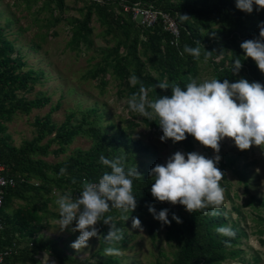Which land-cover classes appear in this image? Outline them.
Returning <instances> with one entry per match:
<instances>
[{"label":"rangeland","instance_id":"1","mask_svg":"<svg viewBox=\"0 0 264 264\" xmlns=\"http://www.w3.org/2000/svg\"><path fill=\"white\" fill-rule=\"evenodd\" d=\"M63 9H58L54 0H0V77L7 80L29 78L27 88L22 90L5 89L0 93V103L3 109L9 108L17 101L31 102L41 98L43 105L34 108L29 113L15 112L11 118L0 119V133L7 137V143L14 148H21L24 142L32 141L39 131V124L49 119L52 129L61 127L71 115L78 119L81 114L90 108H95L99 115L98 124L109 135L123 132L130 140H139L148 151L134 156V166L141 171L150 172L157 164H166L167 159L175 152H188L178 142L171 139L160 140L163 135L158 119L149 120L132 112L129 101L133 95L139 97L146 94L148 100L154 101L149 90L138 93L139 82L136 78V67L145 74L165 82L167 74L159 63L155 52L148 47L163 50L164 42L155 43L150 39L152 33L134 30L130 37L124 32H107V27L100 25L98 17L93 14L90 22L91 32L89 42L74 38L79 22L86 17L91 6L90 0H62ZM150 1V0H148ZM161 4L168 0H153ZM179 4L183 0H169ZM196 5H199L197 3ZM188 21L193 24L205 39L212 32L236 30L237 24H250L248 21L230 24L226 21H212L203 17H196L188 13ZM162 38H164L162 36ZM134 40L137 43L134 45ZM246 41L245 37L237 36L236 42L241 51L242 68L236 74V82L240 78L249 82H258L251 74L255 64L247 58L240 45ZM135 47V53L140 64L128 65L130 58H126L128 46ZM233 46L230 45L225 55L215 58V64L208 61H198L196 73L190 75V82L195 79L198 83L215 79V67H230ZM117 52V53H116ZM6 62L5 67L1 62ZM121 61L123 74L116 72L118 62ZM12 64L15 69L12 70ZM9 69V70H8ZM264 81V73L258 71ZM54 137L46 134L40 143L44 145ZM95 141L88 135H79L67 146L61 147L54 143L46 155H36L33 158L49 165L67 162L76 154L88 152ZM192 151L199 152L207 158H213L216 153L193 140ZM221 159L218 162L226 164V159L235 160V165H226L221 185L224 188L225 199L218 210L227 220V227L235 225L243 234L240 244L234 247L238 254L232 258L216 264H264V146H252L249 150L240 151L234 141L225 138L220 142ZM217 164V165H218ZM235 170V172L233 171ZM245 172L246 180L242 181L238 174ZM47 181L36 180L44 189L41 200L36 204L24 203L16 200L10 204L8 218L15 210L36 229L33 239L37 244L52 246L61 255L59 260L51 252L40 251L28 240L27 232L13 234L19 238L22 251L17 258L24 257V248H33L30 259L26 263L16 264H72L69 258L80 262L96 263L98 260L112 259L117 264H171L178 250L177 245L166 237V230L155 226V235L151 236L146 222L154 221L153 215L146 210L133 213H106L105 218L111 217V223L123 235L120 241H108L103 245L109 225L98 222V236L88 241V247L79 250L71 245L80 235L71 231L75 222L68 229H59V209L56 200L62 195H69L74 200L82 188L74 181V185L54 183L58 176L47 172ZM33 196V195H31ZM50 198V202H47ZM18 201V202H17ZM156 211L164 207L175 210L177 213H186L185 207L169 202L154 204ZM129 217V218H128ZM132 217L141 221V229L132 228ZM128 218V219H127ZM13 222V221H12ZM12 224V223H11ZM10 224V225H11ZM17 224V222H16ZM13 226V225H12ZM18 229V227H13ZM33 242V243H32ZM36 243V242H35ZM35 245V244H34ZM33 246V247H32ZM39 247V246H38ZM116 251L106 253L107 248ZM40 248V247H39ZM12 261L6 264H11ZM14 263V262H12Z\"/></svg>","mask_w":264,"mask_h":264},{"label":"trees","instance_id":"2","mask_svg":"<svg viewBox=\"0 0 264 264\" xmlns=\"http://www.w3.org/2000/svg\"><path fill=\"white\" fill-rule=\"evenodd\" d=\"M58 9H63L62 0H54ZM91 1V0H90ZM130 3H152L160 10L169 13L177 22L180 30V38L176 45L171 44L172 37L168 32H164L160 27L155 29H142L138 27L130 18V16L116 15L114 11V5H99L91 1V6L86 12V17L83 21L79 22L77 31L74 33V38H80V40L90 43L88 35L91 32L90 22L91 17L95 14L98 17V21L101 26L107 27V32L110 34L112 31L117 33H125L128 37L132 35L134 30H142L152 33L150 39L155 43L164 42L163 50L155 48L154 45L148 47L149 51H153L159 58V63L163 70L167 74L166 83L169 87L178 84L181 88H186V85L190 82V75L196 73V67L198 61L208 60L215 64V58L225 55L227 48L232 45V60L230 67H215V79L223 82L224 79H228L229 82L235 79L234 75V62L242 60L241 51L239 45L236 42L237 36L245 37L246 40L259 38V27L261 22H264V9L259 12L256 11L254 6L252 13H247L239 10L236 7V0H183L179 4L167 2L158 3L153 0H125ZM199 3V5H196ZM188 13L193 14L196 17H203L212 21L223 20L230 24L236 22L248 21L250 24H237L236 30L228 31H216L212 32L207 38H203L199 30L188 21L182 19V16H187ZM188 17V16H187ZM162 36L164 38H162ZM134 45L137 40H134ZM185 46L199 48V59L194 58L192 55L184 52ZM207 51L211 52V56L205 59ZM183 52V55L181 53ZM117 53V52H116ZM130 58L128 65H139L140 62L135 53V47L133 45L128 46V52L126 58ZM255 66L252 68L251 74L255 77L259 83L264 84L259 76V69L256 63L251 59ZM10 63V62H9ZM6 62H1V65L5 67ZM121 61L118 62L116 72L122 76L123 68ZM12 70L15 69V64H12ZM9 70V69H8ZM136 79L139 82L138 93H142L141 89L149 90V94L153 96L154 100L159 99L163 95H171V88L163 90L157 87L160 82L157 78L149 76L144 71L136 67L135 70ZM29 78L23 82L22 79H11L10 81L0 77V93L5 89L11 88L12 90H22L27 88V82ZM43 105L41 98L31 102L17 101L7 109H3L0 103V119L11 118L15 112L29 113L34 108H40ZM99 113L95 108H90L81 114V118L78 119L76 115H71L67 118L66 122L57 129H52L49 119L44 120L39 124V131L37 136L32 141L24 142V145L17 149L10 146L7 143L8 138L2 136L0 133V158L6 168V173L18 180V183L13 188H8L5 194V201L2 210V218L6 225L5 230L1 237V246H8L13 243L21 245L19 238L13 236V229H11V220L8 218L6 212L13 200L23 201L24 203L36 204L38 200L43 196L41 193L42 187L39 183H35L36 180L47 181V172H51L57 175V180H49L54 183H63L73 186L77 181V184L83 188L84 180L88 182H97L105 172H110L111 169L102 165L99 162L101 155L109 160L120 158L126 169L133 168L134 156L139 153H145L148 151L141 141H132L123 132L109 135L102 130V127L98 124L97 117ZM54 137L47 141L46 144L40 145L45 139L46 134H53ZM79 135H88L94 141L95 144L88 152L79 151L76 156L57 165H49L40 160H35L33 157L36 155L48 154L51 146L56 143L61 147L67 146L73 142V140ZM187 135V134H186ZM194 137L187 135V138L180 143L187 152H192ZM199 143V142H198ZM226 165H235V160L227 158L226 164L220 162L217 167L223 172ZM61 169H65L64 174H61ZM141 176L133 180V195L137 200V207L133 212H140L148 210V205L154 206L156 200L151 195V186L154 181L149 176V172L141 171L137 169ZM235 172V170H233ZM242 181L246 180L245 172L238 174ZM33 195V196H31ZM47 202H50V198H47ZM52 201V200H51ZM164 207L159 208L158 212ZM204 211H196L194 213H177L175 210L168 209V219L170 224L162 225L160 221H148L146 222L149 227L152 237L155 235V226H161L166 230V237L169 241L174 242L178 250L175 254V258L171 264H216L234 258L239 252L234 250L237 245L240 244L242 237V230L232 225L230 228L235 232L234 237H226L217 233L216 229L220 226L227 227V220L223 216L222 212L213 216L209 213L208 209ZM123 212L122 210L112 208L107 213H133ZM175 214L181 219V223H177L172 220V215ZM26 219L21 216L18 219V231L23 233L27 232L28 240L33 241V246L37 250L45 252H51L54 256H57L59 260L62 259L61 255L56 252V249L52 246L39 245L36 239H33L36 229L31 226ZM32 235V236H31ZM107 235V234H106ZM106 237V236H105ZM36 242V243H35ZM108 240L104 238L102 240L103 245H107ZM35 244V245H34ZM32 246V247H33ZM40 248H39V247ZM23 248H20L18 254L12 255L8 258L4 264L12 261L11 264L18 262L26 263L29 261V257L33 248L26 246L24 248V257L17 258ZM72 264L79 263L78 260L69 258L68 260ZM80 264H92L87 261L80 262ZM93 264H117L112 259L98 260Z\"/></svg>","mask_w":264,"mask_h":264},{"label":"clouds","instance_id":"3","mask_svg":"<svg viewBox=\"0 0 264 264\" xmlns=\"http://www.w3.org/2000/svg\"><path fill=\"white\" fill-rule=\"evenodd\" d=\"M254 6L257 12L264 9V0H236V7L249 14ZM181 18L189 17L181 15ZM258 27L259 38L246 40L240 47L245 56L251 58L260 72L264 73V22ZM184 52L199 59L198 47L185 46ZM210 56L211 52L207 51L205 59ZM241 68L242 63L237 59L233 74H238ZM132 79L136 81L135 77ZM157 87L163 90L171 88V95L160 96L154 101L148 100L146 94L139 97L133 95L129 101L130 110L149 120L157 118L163 132L160 137L162 142L168 139L173 143L181 142L191 135L202 146L211 148L216 155L207 158L196 151L187 154L175 152L166 164H157L150 170L149 176L154 181L151 195L158 202L183 205L189 213L204 211L208 214L205 210L209 208L218 210L225 199L224 188L220 183L224 173L217 167L221 159L218 155L220 142L229 138L240 151L249 150L252 146H264V84L249 82L244 78L236 82L212 79L202 83L193 79L186 88L178 84L169 87L166 82L159 83ZM141 92L144 90L141 89ZM99 162L111 171L105 172L97 183L84 181L76 199L62 195L56 200L59 229H68L75 222L71 231L80 233L71 245L77 250L88 247L89 239L98 236L96 225L100 221L110 226L106 240L123 239L120 230L111 223L112 218H105V214L112 208L133 212L137 207L132 190L133 180L141 176L137 167L126 169L120 158L109 160L103 155ZM64 172L65 169H61V174ZM148 210L162 225L171 223L168 209L157 212L154 206L148 205ZM218 214V211L211 212L213 216ZM172 220L182 222L175 214ZM131 226L143 230L138 217H132ZM216 231L222 236H235L230 227L220 226ZM115 251L111 247L106 249L108 254Z\"/></svg>","mask_w":264,"mask_h":264},{"label":"built area","instance_id":"4","mask_svg":"<svg viewBox=\"0 0 264 264\" xmlns=\"http://www.w3.org/2000/svg\"><path fill=\"white\" fill-rule=\"evenodd\" d=\"M99 5H114L116 15L130 16L131 20L142 29H155L160 27L172 37L171 44L176 45L180 38V30L176 20L163 10L158 9L152 3H130L125 0H91ZM86 181V180H84ZM99 181V180H98ZM97 181V182H98ZM91 182V183H97ZM18 180L6 173V168L0 158V264L17 253L19 246L13 243L8 246H1L2 233L6 225L2 218V210L5 201V194L8 188H13Z\"/></svg>","mask_w":264,"mask_h":264},{"label":"crops","instance_id":"5","mask_svg":"<svg viewBox=\"0 0 264 264\" xmlns=\"http://www.w3.org/2000/svg\"><path fill=\"white\" fill-rule=\"evenodd\" d=\"M15 201H16V200L13 201L12 205L15 203ZM17 202H18V201H17ZM9 208H10V207H9ZM8 210H9V209H8ZM7 212H8V211H7ZM13 212H14V213H12V216H9L10 220L13 221V222H11L12 224H11L10 226H11V229H13V234H14L15 232H16V234H17L18 229L15 230V228H13V227H18V225H17V224H18V219L21 218V216H20V214H18L15 210H13ZM16 222H17V224H16ZM12 225H13V226H12ZM18 232H19V231H18ZM19 233H20V232H19ZM18 237H19V236H18ZM18 246H19V249L17 250V254H18V252H19V250H20V248H21V245L18 244ZM17 254H16V255H17Z\"/></svg>","mask_w":264,"mask_h":264}]
</instances>
